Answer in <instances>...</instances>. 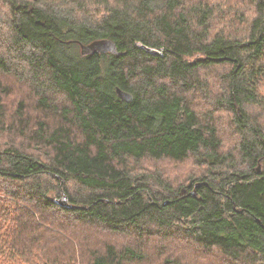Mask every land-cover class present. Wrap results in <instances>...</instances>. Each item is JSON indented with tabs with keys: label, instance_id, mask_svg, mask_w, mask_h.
Masks as SVG:
<instances>
[{
	"label": "trees",
	"instance_id": "trees-1",
	"mask_svg": "<svg viewBox=\"0 0 264 264\" xmlns=\"http://www.w3.org/2000/svg\"><path fill=\"white\" fill-rule=\"evenodd\" d=\"M232 2L0 0V138L26 141L0 146V264H143L174 244L264 264V0ZM101 39L121 54H81ZM168 160L200 175L174 188L144 166ZM78 225L137 241L79 242L81 260L58 235ZM178 248L158 264H186Z\"/></svg>",
	"mask_w": 264,
	"mask_h": 264
},
{
	"label": "rangeland",
	"instance_id": "rangeland-1",
	"mask_svg": "<svg viewBox=\"0 0 264 264\" xmlns=\"http://www.w3.org/2000/svg\"><path fill=\"white\" fill-rule=\"evenodd\" d=\"M230 3H233L232 0H230ZM218 27H221V26L218 25ZM208 75L210 77L211 82L214 83L216 79L211 78L213 74L209 73ZM212 87H214V85H212ZM212 87H211L212 93L217 94V90L212 89ZM25 92L26 93L17 92V91L11 92L7 97L4 98L7 104V109H8L7 111L9 112V114L14 112L17 102L20 99H23V98L27 99L28 94H27V91ZM221 115L224 118L229 117V114L226 112H221ZM13 143H15V145L23 146V143H26V141L22 137L18 138L17 136H13V133L10 130L2 134L0 138L1 147H8L9 145H12ZM28 150L33 153L35 151L34 147H31L30 145L28 146ZM35 154L37 156L43 157L42 154H39V153H35ZM144 166L147 168V171H149L150 173L156 172L158 173L156 175L160 174L161 179L165 183H167L168 185H171L174 188H178L179 186L183 184H187V181L191 175H193V177H197L200 175V170L197 168H194L190 160L182 162V163L173 162L169 160L160 161L156 163L148 162V163H145ZM157 169L158 171H156ZM59 229L61 230L60 233H58V235L60 236L59 239H62L63 240L62 242L67 243L66 246L68 247V251L69 250L71 251V249L74 248L76 257L80 258L81 260H83V250L82 248L81 249L79 248V242L83 241L85 248H88V247L97 248L99 247V244H102L103 242H110L115 245L122 246V245L132 243V242L135 243L137 241L131 236L124 235V234L117 235L118 233L113 234L110 231H106L104 228H101V227L98 228L95 226L90 227L88 225L86 226L78 225V226H73L71 228H59ZM51 235H52L51 233L47 232L45 234H39L35 238H39V240L48 241L50 238H52ZM73 240L75 241L74 244H73ZM157 241L158 243L162 244L161 242L162 240H157ZM57 242L59 241L57 240ZM48 244L50 247L54 245L51 242V240L49 241ZM150 245L154 247L153 244H150ZM139 246L141 245L139 244ZM157 248L159 247L156 246L153 249L152 248L147 249L150 254V259H149V262H145L143 264H158L160 262L159 255L165 254L168 250H169V253H168V256L166 257L174 258L177 255V253L173 254L172 252V251L177 252L178 246L176 244H174L173 248H170L169 246L165 247L163 250H161V252ZM179 252H180L179 257L183 259L186 258L185 260L186 264H221L222 262L220 257L214 258L215 257L214 254H211V255H206L205 253L197 254L198 252L197 253L190 252L187 254L185 252L180 251V249H179ZM68 257L69 256H67V258ZM201 257H205V258L208 257V259L201 260ZM31 264H42V263L34 262Z\"/></svg>",
	"mask_w": 264,
	"mask_h": 264
},
{
	"label": "water",
	"instance_id": "water-1",
	"mask_svg": "<svg viewBox=\"0 0 264 264\" xmlns=\"http://www.w3.org/2000/svg\"><path fill=\"white\" fill-rule=\"evenodd\" d=\"M81 54L84 56L87 55H95V54H105V53H111V54H118L121 53L117 49V45L110 39H101V40H95L88 44L79 43ZM149 52L154 53L156 55H161V53L154 49H148ZM117 93L119 94L120 98L125 102H131L132 101V95L130 93L124 92L120 89H117ZM195 193V192H194ZM63 206L67 205V201H61L60 202Z\"/></svg>",
	"mask_w": 264,
	"mask_h": 264
}]
</instances>
